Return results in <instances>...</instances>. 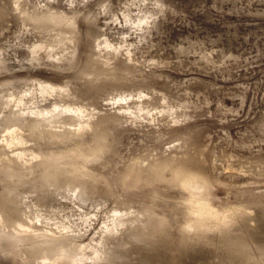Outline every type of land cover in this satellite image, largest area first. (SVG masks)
Listing matches in <instances>:
<instances>
[{
    "label": "rangeland",
    "instance_id": "374dc122",
    "mask_svg": "<svg viewBox=\"0 0 264 264\" xmlns=\"http://www.w3.org/2000/svg\"><path fill=\"white\" fill-rule=\"evenodd\" d=\"M0 264H264V0H0Z\"/></svg>",
    "mask_w": 264,
    "mask_h": 264
}]
</instances>
